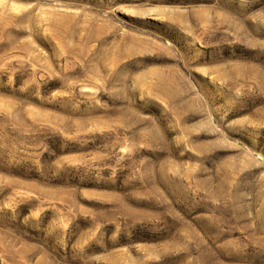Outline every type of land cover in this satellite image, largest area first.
<instances>
[{"label": "rangeland", "instance_id": "1", "mask_svg": "<svg viewBox=\"0 0 264 264\" xmlns=\"http://www.w3.org/2000/svg\"><path fill=\"white\" fill-rule=\"evenodd\" d=\"M0 264H264V0H0Z\"/></svg>", "mask_w": 264, "mask_h": 264}]
</instances>
